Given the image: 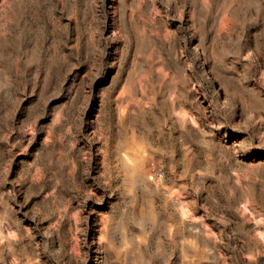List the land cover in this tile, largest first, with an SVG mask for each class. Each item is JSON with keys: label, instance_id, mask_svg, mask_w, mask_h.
I'll return each instance as SVG.
<instances>
[{"label": "rangeland", "instance_id": "374dc122", "mask_svg": "<svg viewBox=\"0 0 264 264\" xmlns=\"http://www.w3.org/2000/svg\"><path fill=\"white\" fill-rule=\"evenodd\" d=\"M96 261L264 264V0H0V264Z\"/></svg>", "mask_w": 264, "mask_h": 264}, {"label": "bare ground", "instance_id": "6f19581e", "mask_svg": "<svg viewBox=\"0 0 264 264\" xmlns=\"http://www.w3.org/2000/svg\"><path fill=\"white\" fill-rule=\"evenodd\" d=\"M124 119H125L124 117H120V121L123 122ZM124 136L125 137L123 138V141H119L121 143L119 144L121 155L118 156V161L122 163L121 167H122V170H124L123 177L121 178L122 184H124L123 186L126 190H129L130 188L128 187L130 186L128 185L132 186V185H135L136 183L138 184L139 177L141 175L142 165L145 161L143 154H142L143 153L142 150L144 148L143 146L144 142L140 141V138L137 135V133L134 131V129H132L131 132H128L126 130V135ZM172 193L173 192H171V194ZM140 243H142L141 240H140ZM94 247L97 248L95 252L96 253L99 252L98 246H94ZM138 248H139L140 254L138 256L139 258L137 259H140L142 257L141 250H140L141 246H138ZM122 249L126 250V252L127 250H129V248H122ZM99 263H100L99 261L95 262V264H99Z\"/></svg>", "mask_w": 264, "mask_h": 264}]
</instances>
